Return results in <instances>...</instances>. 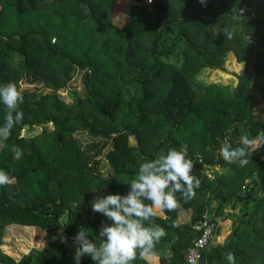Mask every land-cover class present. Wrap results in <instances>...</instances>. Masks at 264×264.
Listing matches in <instances>:
<instances>
[{"label":"trees","instance_id":"trees-1","mask_svg":"<svg viewBox=\"0 0 264 264\" xmlns=\"http://www.w3.org/2000/svg\"><path fill=\"white\" fill-rule=\"evenodd\" d=\"M147 1L0 0V85L15 82L23 94V120L0 150V170L12 178L0 186V248L12 224L47 233L41 249L18 260L0 249V264H75L78 231L88 230L95 243L102 222L111 223L90 202L126 194L141 162L183 144L201 184L193 199L177 193L180 207L152 217L167 233L155 247L157 256L168 247L160 263L185 264L199 237L196 223L210 217L217 235L226 211L237 209L230 234L210 245L205 264H228L230 251L236 264H264V149L250 150L245 167L220 154L222 143L235 148L242 135L264 132L251 94L264 76V0ZM225 28L235 29L232 40ZM181 42L179 64L172 63V46ZM229 55L244 65L234 86L197 79L203 70L223 71ZM14 57L21 60L16 66ZM74 69L83 73L86 94L70 99ZM5 113L0 102V126ZM48 123L51 130L20 135ZM78 132L91 141L81 144ZM103 161L105 177L98 174ZM212 167L228 172L209 178L204 171ZM183 211L191 212L186 223ZM80 264L95 261L85 255ZM131 264L148 263L137 253Z\"/></svg>","mask_w":264,"mask_h":264},{"label":"clouds","instance_id":"clouds-1","mask_svg":"<svg viewBox=\"0 0 264 264\" xmlns=\"http://www.w3.org/2000/svg\"><path fill=\"white\" fill-rule=\"evenodd\" d=\"M201 4L205 0H200ZM243 16V10L239 11ZM235 29H224L227 40H232ZM0 102L6 107L4 123L0 126V138H8L12 129L23 120V112L18 105L23 102V94L15 82L0 85ZM238 147H230L222 143L220 154L229 164L245 167L249 163V151L254 152L264 145V132L255 138L245 134L240 137ZM11 152L14 158L22 156V150L13 145ZM202 163V161H197ZM194 161L188 155V145L183 144L179 149L169 148L166 153L155 159L145 160L139 164L134 177L127 183L129 190L126 194H110L97 197L90 202L95 213L103 214L111 222L101 224L96 242L89 240V231L81 228L74 237L75 264H80L85 255L91 257L95 264H131L137 258L141 259L156 255V244L166 236V230L152 222L156 210H176L179 205L177 193L185 201L193 199L201 181L192 175ZM11 177L0 170V186L9 184ZM150 201V203H145ZM147 222V224H146ZM174 227L178 224L173 223ZM97 240L99 242H97ZM228 264H236L234 252H227Z\"/></svg>","mask_w":264,"mask_h":264},{"label":"rangeland","instance_id":"rangeland-1","mask_svg":"<svg viewBox=\"0 0 264 264\" xmlns=\"http://www.w3.org/2000/svg\"><path fill=\"white\" fill-rule=\"evenodd\" d=\"M124 1L125 3L128 2V4H132V2L129 3V0ZM182 46L183 42H181L177 46H172L173 54L169 57L170 62L179 64L175 56L179 53ZM20 61L21 60L19 57H14L12 59V64L16 66ZM243 68L244 65L237 64L234 57H232V55H229L227 57L223 71L203 70L197 76V79L203 84L221 83L223 85L234 86V84L236 83L234 74H240L243 71ZM126 79L127 75L124 76V80ZM83 82V73L79 72L77 69H74L67 84L66 96L70 99L75 96H84L86 94V90ZM65 94H63V96ZM251 94L256 100L255 106L253 108V113L258 116L261 122H264V76L259 77L255 80ZM44 128L51 130L52 126L50 123H48L46 125H37L33 128L25 127L20 132V135L23 137H32L40 133ZM75 138L83 145L91 141V138L86 132L76 133ZM130 143L133 144L134 142L130 140ZM3 146L4 138H0V150L3 148ZM253 153L255 154V152ZM262 157L264 158V154H262ZM109 171L110 170L108 168V165L103 161L99 167L98 174L102 177H105V175H107ZM205 171L208 172L211 178L215 175H220L222 173L225 174L228 172L216 167L206 169ZM228 214L229 216L233 214V221L235 215H237V209L231 210V213ZM190 215V211H183L181 214H179L180 222H188L190 219ZM229 220L231 219L229 218ZM46 235L47 233L45 231H41L35 227H26L12 224L6 226L4 229L2 245L0 249L3 253L11 256L15 260H18L22 255L27 254L31 249H41L45 244Z\"/></svg>","mask_w":264,"mask_h":264},{"label":"built area","instance_id":"built-area-1","mask_svg":"<svg viewBox=\"0 0 264 264\" xmlns=\"http://www.w3.org/2000/svg\"><path fill=\"white\" fill-rule=\"evenodd\" d=\"M150 1L151 0H148L147 2L150 3ZM263 149L264 145H261L254 152L258 154V152ZM197 159L201 161L200 156H197ZM204 173L211 178L207 171H204ZM211 220L210 217L204 216L203 220L196 223L195 230L199 233V237L187 249L185 264H201L202 252H206L210 248L212 239L215 237L214 224Z\"/></svg>","mask_w":264,"mask_h":264},{"label":"crops","instance_id":"crops-1","mask_svg":"<svg viewBox=\"0 0 264 264\" xmlns=\"http://www.w3.org/2000/svg\"><path fill=\"white\" fill-rule=\"evenodd\" d=\"M157 214L156 217H160V218H164V214H163V210H156ZM227 213H231V210H227ZM181 214V213H180ZM232 216H229L228 218H226L223 221L219 222L220 225V230H219V234L215 235V238L212 239V243L211 246H214L216 244L218 245H222L224 243V241L227 239L228 235L231 232V228H232ZM180 218V216H179ZM229 218L231 220H229ZM168 255V247H164L163 251L161 252L160 256H167ZM160 256L154 255V256H150L145 258V261L148 264H161L160 263Z\"/></svg>","mask_w":264,"mask_h":264},{"label":"water","instance_id":"water-1","mask_svg":"<svg viewBox=\"0 0 264 264\" xmlns=\"http://www.w3.org/2000/svg\"><path fill=\"white\" fill-rule=\"evenodd\" d=\"M253 62H255V57L250 58V59L248 60V63H253ZM247 199H249V197L245 196V197L241 198L240 200H247ZM205 256H206V252L203 251V252H202L201 261H200L201 264H205Z\"/></svg>","mask_w":264,"mask_h":264}]
</instances>
